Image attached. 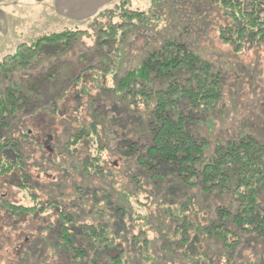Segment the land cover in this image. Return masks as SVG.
Masks as SVG:
<instances>
[{"label": "trees", "instance_id": "trees-1", "mask_svg": "<svg viewBox=\"0 0 264 264\" xmlns=\"http://www.w3.org/2000/svg\"><path fill=\"white\" fill-rule=\"evenodd\" d=\"M210 1L215 2L221 11L223 23L219 38L224 43L238 51L252 45L254 40L256 45L264 42V0ZM122 9V15L129 22L142 14L127 7ZM97 13L101 16L104 11L101 9ZM131 24L126 25L134 26V23ZM113 26L114 23H110L106 27L108 33L114 34ZM105 30V27L100 28L101 32ZM79 32L62 30L42 34L29 44L18 45L16 51L7 55L3 62L11 60L6 62L10 63L8 71L25 69L34 65V60L39 58L47 45L61 40L68 42L70 38H77ZM110 39L111 35L105 41ZM115 39L116 36H113ZM110 42L113 44V41ZM159 43L146 50L135 66L122 72L113 68L116 80L110 89H106L119 98H125L129 104L131 102L136 106L141 103L147 113L146 133L138 139L139 142L129 140V145L113 146L120 149L122 155H134L131 161L142 169L143 178L140 173L127 172L124 186L115 190L114 181L98 169L91 176H97L101 184L89 189L93 190L90 209L88 204H84L89 200H77V196L88 193L86 187L76 185L75 192L82 191L76 195L70 193L74 198L69 202L59 199L58 196H65L60 189L58 195L48 192L50 200L47 204L40 201L33 190L37 181L45 183L36 179L29 167L39 166L44 171L58 168L59 172H63L64 168L60 170L57 164L78 158L68 148L69 145H59V148L62 147L59 151L65 156L59 163L54 161L56 153H51L54 164L32 160L35 164L29 162L28 166L27 158H33L36 149L30 150L13 133L2 135L0 132V177H6L10 184L13 182L18 190L28 188L25 193L30 198V204L3 199L1 208L5 209L8 217L49 216L54 213V222L49 221L42 228L46 231L45 238L49 236V240H54V244L51 242L53 249L56 252L61 250L58 256L62 257L64 264H164L168 260L174 264H187L188 260H193L192 264H212L214 256L216 264H221V257L230 255L244 235L260 236L264 246V208L260 202L264 192V144L246 132L222 140H211L200 133V120L204 126L207 122L208 128H211L210 114L217 108L223 94L222 76L188 43L166 38ZM3 62L0 63V74L6 65ZM14 88H8L6 98L0 97V131L8 128L12 120L19 118L21 122L31 114L23 112L25 100L15 96ZM98 125V120H92L89 126L71 134L67 142L74 144L82 136L92 139L98 133ZM98 141L96 153L108 148L101 140ZM52 148L55 146H51L50 150ZM41 156L44 160V153ZM77 162L79 166L75 164V168H80L87 177V166L101 167L98 157L91 162ZM61 176L64 178L59 173L56 182ZM155 189H171L176 195L182 189L183 193L176 199H167L160 191L155 197ZM142 192L151 197L149 204L156 205L155 213L146 211L147 202L139 198ZM214 194L220 202L214 203L211 208L201 207L202 201ZM225 195L228 200L223 199ZM145 200L150 202L147 197ZM78 202L84 204L80 210L77 209ZM171 220L175 223L171 224ZM139 221H142L138 226L139 232L134 233L131 230ZM111 222L113 224L109 226ZM144 225L157 232L156 240L147 239V232L141 228ZM170 233L174 237L180 235V238L174 240L167 237ZM194 235L201 237L205 246L203 250L200 244H196ZM154 241L160 244L157 246ZM196 248L200 251L197 258L192 259L188 251ZM151 250L156 255L158 251L162 253L163 263H156L155 257L151 258ZM222 264L244 263L227 259ZM259 264H264V257Z\"/></svg>", "mask_w": 264, "mask_h": 264}, {"label": "rangeland", "instance_id": "rangeland-1", "mask_svg": "<svg viewBox=\"0 0 264 264\" xmlns=\"http://www.w3.org/2000/svg\"><path fill=\"white\" fill-rule=\"evenodd\" d=\"M37 3L35 0H23L19 6L20 12L25 14L22 21L18 20L14 13L7 11L8 22L4 26L0 25V28L4 31L8 26L10 32L7 35H0V63L7 55L14 53L18 45L29 44L42 34L62 30L80 31L79 35L75 34L77 38H70L68 42L61 40L53 45H47L39 58L34 60V65L25 69L22 67L8 71L10 63L6 62L11 60L3 62L6 63L3 71L7 72L1 71L0 74V97L6 98L8 88L14 86L15 96L25 100L26 107L23 112L26 115L31 112L23 121L20 122L19 118L12 120L8 128L0 131L2 135L13 133V136L30 150L36 149L33 158H27V165L29 166L32 160H40L39 162L47 164H54V161L59 163L65 157L60 152L62 147L59 148V145H69L71 152L74 151L78 156L72 158V161L57 164L60 170L64 168L63 172H59L58 168L44 171L39 166L29 167L34 177L45 183L37 181L33 189L44 204L50 200L47 193L54 192L58 195L59 189L65 194L64 197L58 196L59 199L69 202V199L74 198L69 195L70 193L75 195L81 193L79 191L82 189H79L78 193L75 192V186L79 185L81 188L86 187L88 193L77 196V200L80 198L89 200L84 204H88L87 208L90 209L93 190L89 189L93 185L101 184L97 176H91L98 169H101L104 176L108 175L109 179L114 181L115 190L122 189L127 180V172L140 173L143 178L142 169L131 161L134 160V155L132 153L122 155V151L113 146L129 145V140L139 142L138 139L146 133L147 113L141 103L136 106L131 102L129 104L125 98H119L114 92L106 89H110L116 80L114 77L116 71L113 68H119L121 71L117 72H122L135 66L146 50L156 47L165 38L188 43L193 50L208 59L222 76L223 94L217 108L210 114L211 128H208L207 122L204 126L200 120L198 131L211 140H222L224 137L246 132L264 144V42L256 45L257 42L254 40L252 45L244 46L238 51L224 43L219 38L223 18L215 2L113 0L103 7V15L97 16V13L77 21H69L64 17L52 19L51 16L44 21L41 17L44 15L40 12L44 7L37 6ZM126 7L141 12L140 18L129 22L127 17L122 15V8ZM110 23H114V34L107 31L106 27ZM131 23H134V26L126 25ZM102 27L106 29L104 32L100 31ZM110 35L113 44L105 41ZM113 36H116L115 41ZM92 120H98L100 124L97 127L98 133L93 135L92 139L82 136L74 144L67 142L71 134L89 126ZM18 122L20 124L16 126ZM98 140L108 145V148L96 153L95 146L100 143ZM53 145L55 148L50 150ZM42 153L45 156L44 160ZM51 153H56L54 161ZM95 157H98V164L101 167L87 166L88 177L84 171L74 166L75 164L79 166L78 160L82 163L86 160L91 162ZM47 158H50L51 162L47 161ZM85 158L88 159L84 161ZM59 173L64 178L61 176L60 181L56 182ZM26 183H29L28 180ZM163 190L155 189V197L160 194L159 191L164 193L167 199H176L177 195L183 193L182 189L176 192L177 195L171 189ZM28 191V188L18 190L13 182L10 184L6 177H0V264H64L62 257L58 256V251L60 253L61 250L57 249L56 252L53 249L54 240H49V236L45 238L46 231L42 228L49 221L54 222V213H50L49 216L8 217L4 213L5 209L1 208L3 199L30 204V198L25 193ZM146 197L150 202L145 200ZM139 198L147 202L145 207L147 212L156 210L155 204H149L151 197L146 193L142 192ZM228 198L227 195L223 197L224 200ZM219 200L220 198L214 194L211 198H206L205 202L202 201L203 206H200L211 208L214 203L220 202ZM260 202L264 208V192ZM84 204L78 202L77 209L83 208ZM199 218L204 221L202 217ZM173 220L171 224L175 223ZM112 224L111 222L109 226ZM141 224L142 221H139L131 231L138 233V226ZM141 228L147 232L148 240L157 239L156 231L146 225ZM195 236L193 239L203 250L205 246L201 243V237ZM167 237L178 240L180 235L174 237L170 233ZM262 239L258 235H244L233 247L230 255L221 257V264L227 259L230 262L259 264L264 257ZM154 243L157 246L160 244L159 241ZM127 244L125 242L126 247ZM199 251L196 248L188 252L191 254L190 257L195 259ZM161 254L158 251L156 255L153 251L151 258L155 257L156 263H163ZM188 261L192 264L193 260ZM204 261L206 262L205 259ZM212 262L216 264V256ZM164 264L174 263L168 260Z\"/></svg>", "mask_w": 264, "mask_h": 264}, {"label": "crops", "instance_id": "crops-1", "mask_svg": "<svg viewBox=\"0 0 264 264\" xmlns=\"http://www.w3.org/2000/svg\"><path fill=\"white\" fill-rule=\"evenodd\" d=\"M30 1V0H28ZM38 1L37 6L44 7L40 9L41 16L44 21L51 18H66L69 21L84 20L95 15L105 5L113 0H35ZM23 0H0V25L4 26L8 22L7 14L14 13L18 20H23V14L19 6ZM16 10V11H15ZM7 11L9 13H7ZM16 19V20H17ZM2 23V24H1ZM6 27V26H5ZM0 31L1 28H0ZM10 32L7 26L0 35H7Z\"/></svg>", "mask_w": 264, "mask_h": 264}]
</instances>
